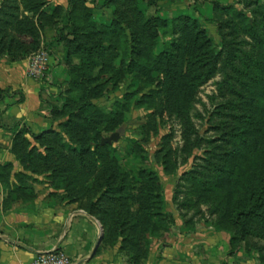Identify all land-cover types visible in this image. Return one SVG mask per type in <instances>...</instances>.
Here are the masks:
<instances>
[{
  "label": "rangeland",
  "instance_id": "rangeland-1",
  "mask_svg": "<svg viewBox=\"0 0 264 264\" xmlns=\"http://www.w3.org/2000/svg\"><path fill=\"white\" fill-rule=\"evenodd\" d=\"M6 55L31 76L43 57L53 122L20 153L34 148L37 182L98 219L108 248L264 264V0H0Z\"/></svg>",
  "mask_w": 264,
  "mask_h": 264
},
{
  "label": "crops",
  "instance_id": "crops-1",
  "mask_svg": "<svg viewBox=\"0 0 264 264\" xmlns=\"http://www.w3.org/2000/svg\"><path fill=\"white\" fill-rule=\"evenodd\" d=\"M29 67L26 59L0 57V88L9 92L0 100V264H38L42 257L51 254L59 255L67 264H136L133 251L129 253L131 258H126L120 247L108 248L106 238L98 244L103 228L100 221L76 210L72 203L60 205L51 200L49 193L53 190L47 189L46 183L37 182L39 174L24 172L31 176L25 178L33 184L22 189L30 195L25 198L14 187L17 172H2L10 162L19 169L14 143L25 124L36 134L53 127L42 103L38 79L30 75ZM181 246L175 242L172 247L161 248L156 264H200L193 252H188L192 259L186 262Z\"/></svg>",
  "mask_w": 264,
  "mask_h": 264
},
{
  "label": "trees",
  "instance_id": "trees-1",
  "mask_svg": "<svg viewBox=\"0 0 264 264\" xmlns=\"http://www.w3.org/2000/svg\"><path fill=\"white\" fill-rule=\"evenodd\" d=\"M187 22L184 23L185 25H188V27L192 26V28H197L199 27V23L197 20H193V19H190V18H186ZM198 40L199 41H203V34H202V31H199L198 33ZM180 46V44H179ZM199 47L200 44H199ZM8 90H5L3 88H0V100L3 99L4 97H6V95H8ZM49 131V130H48ZM48 131H42L38 134L32 132L30 129L28 131H19L18 134H17V137L15 139V143H14V152L16 154V157H17V160L19 161V165L22 166V168H19V169H16L14 164L13 163H8L6 164L4 167H3V171L2 172H5L7 169L9 168H13L15 171L14 172H17L14 174V176L16 177V179L18 178H29L31 177L29 174L27 173H24V172H28L30 170V172L33 174L32 176H34L35 174H40L39 172H36L34 169H30L29 166H32L33 165V162H34V148L31 149V150H28L26 151L24 154H21L20 151H19V136H21L22 134L25 133V135H30L32 136V138L35 140H38L42 137H44V135L48 132ZM53 131V130H51ZM94 143H98L100 144V141L97 139H94L93 140ZM50 174V173H49ZM231 253V252H230Z\"/></svg>",
  "mask_w": 264,
  "mask_h": 264
},
{
  "label": "built area",
  "instance_id": "built-area-1",
  "mask_svg": "<svg viewBox=\"0 0 264 264\" xmlns=\"http://www.w3.org/2000/svg\"><path fill=\"white\" fill-rule=\"evenodd\" d=\"M43 59V57L41 55L37 56L34 58V60L32 61V68H31V74L32 76L38 78L39 75V69H38V65L40 64V59ZM38 264H67V261L65 259H63L62 257H60L59 255H46L44 257H42L39 261Z\"/></svg>",
  "mask_w": 264,
  "mask_h": 264
},
{
  "label": "water",
  "instance_id": "water-1",
  "mask_svg": "<svg viewBox=\"0 0 264 264\" xmlns=\"http://www.w3.org/2000/svg\"><path fill=\"white\" fill-rule=\"evenodd\" d=\"M103 141H104V140H103ZM103 237H104V229L102 228V230H101V235H100L99 240H98V244H100V242L102 241ZM8 241H9V242H12V243H15V244H17V245H19V246H21V247L26 248V249H30V250L36 251L34 248H32V247H30V246H28V245H25V244H23V243H21V242H18V241H16V240L8 239Z\"/></svg>",
  "mask_w": 264,
  "mask_h": 264
}]
</instances>
